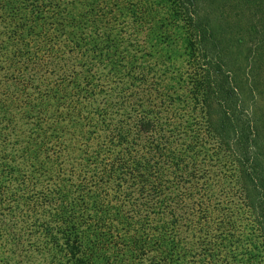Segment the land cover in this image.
I'll return each mask as SVG.
<instances>
[{
  "label": "trees",
  "instance_id": "16d2710c",
  "mask_svg": "<svg viewBox=\"0 0 264 264\" xmlns=\"http://www.w3.org/2000/svg\"><path fill=\"white\" fill-rule=\"evenodd\" d=\"M0 264H264V0H0Z\"/></svg>",
  "mask_w": 264,
  "mask_h": 264
},
{
  "label": "rangeland",
  "instance_id": "374dc122",
  "mask_svg": "<svg viewBox=\"0 0 264 264\" xmlns=\"http://www.w3.org/2000/svg\"><path fill=\"white\" fill-rule=\"evenodd\" d=\"M232 13L231 12H229L228 10H227V12L225 13V16L226 17H229V16H231L232 17V15H231ZM245 18H247V17H245ZM246 21H247V19H246ZM239 26H240V28H239ZM230 34V37H234L235 35H239V34H245V38H246V40L247 41H250L251 39H249V37H248V30L246 29V26H245V23H244V21H242L240 24H236V26L234 27V29L233 30H231V33H229ZM262 36H263V34H260L259 35V39H261L262 38ZM253 39V38H252ZM258 38H255V39H253V40H257Z\"/></svg>",
  "mask_w": 264,
  "mask_h": 264
}]
</instances>
